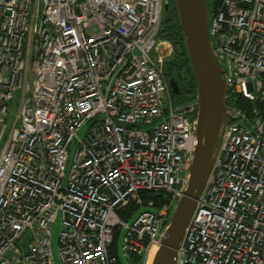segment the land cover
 I'll use <instances>...</instances> for the list:
<instances>
[{
    "label": "built area",
    "instance_id": "built-area-1",
    "mask_svg": "<svg viewBox=\"0 0 264 264\" xmlns=\"http://www.w3.org/2000/svg\"><path fill=\"white\" fill-rule=\"evenodd\" d=\"M164 2L0 0V264H147L160 244L196 146ZM209 35L228 123L177 264H264V0H220Z\"/></svg>",
    "mask_w": 264,
    "mask_h": 264
},
{
    "label": "water",
    "instance_id": "water-1",
    "mask_svg": "<svg viewBox=\"0 0 264 264\" xmlns=\"http://www.w3.org/2000/svg\"><path fill=\"white\" fill-rule=\"evenodd\" d=\"M182 48L194 81L196 146L187 172L188 184L176 199L150 264H177V251L215 162L228 123L222 66L209 35L208 0H172ZM168 0L164 2V10ZM174 90L172 79L168 82Z\"/></svg>",
    "mask_w": 264,
    "mask_h": 264
},
{
    "label": "trees",
    "instance_id": "trees-1",
    "mask_svg": "<svg viewBox=\"0 0 264 264\" xmlns=\"http://www.w3.org/2000/svg\"><path fill=\"white\" fill-rule=\"evenodd\" d=\"M208 1L210 3V10L211 7L220 3V0ZM157 38L167 41L172 47V52L164 61L163 68L167 80L173 79L180 83L181 92L179 93L177 102L184 103L191 100L194 98V81L182 48L181 32L177 24L172 0H168V7L166 10H163ZM239 103L246 106L243 100H239ZM138 261L141 263V259H138Z\"/></svg>",
    "mask_w": 264,
    "mask_h": 264
},
{
    "label": "rangeland",
    "instance_id": "rangeland-1",
    "mask_svg": "<svg viewBox=\"0 0 264 264\" xmlns=\"http://www.w3.org/2000/svg\"><path fill=\"white\" fill-rule=\"evenodd\" d=\"M173 99L177 101L178 96L172 94ZM17 104H18V97L15 96L14 99L9 103V110L5 117L6 123V130L4 131L3 138L7 135V130L10 128L11 124L14 121L15 114L17 112ZM83 129L78 132V135H81ZM0 132H1V125H0ZM58 234H59V225L58 222L51 225V235L49 238L51 251L53 253L54 260L56 263H59V255H58Z\"/></svg>",
    "mask_w": 264,
    "mask_h": 264
},
{
    "label": "flooded vegetation",
    "instance_id": "flooded-vegetation-1",
    "mask_svg": "<svg viewBox=\"0 0 264 264\" xmlns=\"http://www.w3.org/2000/svg\"><path fill=\"white\" fill-rule=\"evenodd\" d=\"M169 80H170V79H168L167 81L169 82ZM172 81H173L174 90H176L177 92H176V93H173V89L170 88L171 93L174 94V95H176V96H178L179 93L181 92V89H180V83H179L177 80H173V79H172ZM169 87H170V86H169Z\"/></svg>",
    "mask_w": 264,
    "mask_h": 264
},
{
    "label": "bare ground",
    "instance_id": "bare-ground-1",
    "mask_svg": "<svg viewBox=\"0 0 264 264\" xmlns=\"http://www.w3.org/2000/svg\"><path fill=\"white\" fill-rule=\"evenodd\" d=\"M154 253H155V248H153V249L150 251L147 264H150V263H151L152 258H153V256H154Z\"/></svg>",
    "mask_w": 264,
    "mask_h": 264
}]
</instances>
